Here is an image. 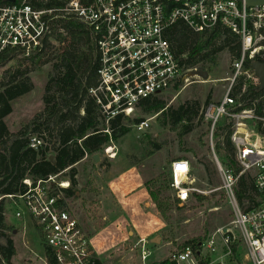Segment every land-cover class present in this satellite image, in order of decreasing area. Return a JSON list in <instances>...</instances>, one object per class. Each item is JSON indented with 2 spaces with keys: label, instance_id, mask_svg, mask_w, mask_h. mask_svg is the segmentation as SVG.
I'll return each instance as SVG.
<instances>
[{
  "label": "built area",
  "instance_id": "built-area-1",
  "mask_svg": "<svg viewBox=\"0 0 264 264\" xmlns=\"http://www.w3.org/2000/svg\"><path fill=\"white\" fill-rule=\"evenodd\" d=\"M63 20L77 21L94 38L100 56V84L91 94L100 105L106 124L118 115L131 117L141 101L158 96L177 83H189L191 78L204 79L198 74L204 69L186 67L172 49L167 31L179 21L196 32L212 31L222 25L240 37L242 54L233 60L227 92L221 101L208 104L204 111L212 135L224 119L232 122L231 140L240 171L234 175L217 155L216 165L223 179L221 188L232 206L233 220L230 226L218 230L227 251L217 255V242L209 238L200 243L198 254L203 264H225L224 257L233 253L232 245L242 242L253 264H264V133L258 126L260 121L264 127V115L255 108H245L246 102L242 99L249 87H260L252 63L264 62V4L248 7L245 0H0V59L9 53L27 59L34 56L44 59L50 46L60 49L65 45L55 39ZM239 85L242 89L235 94ZM134 127L138 132L145 131L149 119ZM43 143V137L31 138L34 149ZM104 151L111 159L117 156L114 142ZM68 172L66 169L36 181L26 177L24 191L1 195L0 200H10L18 219L29 217L58 264H95L97 256L90 233L71 201L81 194L78 191L69 196L66 192L71 188L70 177H63ZM170 173L174 199L185 205L195 192L200 193L193 186L187 159L174 160ZM242 175L254 180L253 201L247 198L241 202L237 197ZM26 229L25 226L27 232ZM138 244L141 259L146 262L152 255L149 241L141 238ZM195 252L191 246L176 249L167 260L176 264L187 260L199 264ZM35 259L40 264H48L45 250L42 255L36 253ZM0 264H13L12 260L5 259L1 247Z\"/></svg>",
  "mask_w": 264,
  "mask_h": 264
},
{
  "label": "rangeland",
  "instance_id": "rangeland-1",
  "mask_svg": "<svg viewBox=\"0 0 264 264\" xmlns=\"http://www.w3.org/2000/svg\"><path fill=\"white\" fill-rule=\"evenodd\" d=\"M50 57L27 61L18 55L0 67V86L8 82L15 71L25 72L28 69L33 87L29 93L12 102L13 112L4 119L13 134L45 108L43 98L55 61H50ZM232 63L228 49H224L213 61L203 64L204 70H209L207 79L191 78L189 83H181L178 88L173 87L158 95L174 109L186 102L201 103L200 113L188 133L182 134L186 122L173 130L166 117L159 116V113L148 114L137 107L131 118L149 119V127L145 131L138 132L135 124L129 123L130 132L114 141L116 158L111 159L102 151L100 162L96 163L88 157L76 166V189L81 195L71 198V201L77 216L92 234L95 225L98 229L100 224L106 223L102 207L112 200V194L118 203V212L109 219L106 228L91 235L93 248L104 264H157L197 237H202L203 241L213 238L217 242V255L227 251L218 230L230 226L233 210L226 191L221 188L223 179L216 165V155L222 162V152L216 150L219 140L212 135L204 111L209 98L210 103H218L226 94ZM155 143L161 146L159 150L155 149ZM180 158L190 162L193 186L207 196V200L199 201L194 195L182 207L174 205L170 167L174 160ZM63 177L68 178L69 174ZM159 187L162 190L158 196L164 205L163 211L158 210L149 193H157ZM91 201L93 206L88 204ZM5 204L6 223L14 227V232L9 230L7 234L17 249L12 258L13 264H40L35 254H43L44 244L37 230L27 215L21 220L15 216L16 208L9 199H5ZM234 231L240 234L238 229ZM157 237L160 240L155 242ZM141 238L149 241L152 251L146 262L141 259L138 244ZM224 259L225 264H253L242 242L236 252ZM192 262L187 260L181 264Z\"/></svg>",
  "mask_w": 264,
  "mask_h": 264
},
{
  "label": "trees",
  "instance_id": "trees-1",
  "mask_svg": "<svg viewBox=\"0 0 264 264\" xmlns=\"http://www.w3.org/2000/svg\"><path fill=\"white\" fill-rule=\"evenodd\" d=\"M60 27L55 34V39L65 45L60 49L50 46L48 50L47 57L52 56L49 60L55 61L52 63V72L43 98L45 108L43 112L36 114L23 129L14 134L9 131L4 119L13 112L12 102L33 89L28 77L29 70L15 71L8 82L0 86V196L14 195L24 191L26 186L23 180L26 177L36 181L66 169H69L67 174L71 179V188L66 192L69 196L76 195L78 192L76 166L88 157L95 162L93 158L95 154L100 155L112 142L118 141L130 132L129 123L137 124L141 121V119L118 115L106 124L105 119L101 117L100 105L91 94V90L96 89L100 84L98 73L100 56L94 38L75 20H63ZM167 36L176 57L188 68L205 69L203 64L213 61L224 49H228L232 60L240 58L242 54L240 37L222 25H217L212 31L196 32L184 22L179 21L168 29ZM14 58L16 55L12 53L5 55L0 59V67ZM24 59L35 61L38 60V56ZM179 86L181 83H177L174 88ZM241 89L242 85H239V90L235 94ZM242 99L246 102L245 108H255L259 114L264 115V88L249 87ZM253 101L255 104L252 103ZM206 104H210V98ZM138 107L148 114L159 113V116L166 117L173 130L186 122L182 130V134H186L191 131L193 122L200 113L201 103L186 102L174 109L168 106L165 99L152 96L141 101ZM258 126L264 133V127L260 121ZM106 129H109L110 133L105 132ZM232 133V122L224 119L215 129L214 137L219 140L216 150L222 152V164L234 175H238L240 168L231 140ZM35 135L44 138L43 145L38 149L31 147V138ZM154 146L157 150L161 148L156 143ZM51 155L55 156V164L49 160ZM161 192V187L157 189L158 194L151 192L159 211L164 209L158 196ZM236 193L241 202L247 198L253 201L255 193L253 178L242 175L239 178ZM194 195L199 201L208 199L200 193H194ZM174 205L182 207L181 201L177 199H174ZM5 211L4 198L0 200V239H4L5 243L0 244V247L5 259L11 262L17 254V249L14 241L7 234L9 230L14 232V227L7 225ZM202 241V237L194 238L180 246V249L193 247L196 250V259L199 264H203L198 254ZM237 246L238 243L232 245L233 252L237 251ZM44 250L48 264H58L55 254L45 244ZM95 264L102 263L96 259ZM157 264L176 263L165 259Z\"/></svg>",
  "mask_w": 264,
  "mask_h": 264
},
{
  "label": "water",
  "instance_id": "water-1",
  "mask_svg": "<svg viewBox=\"0 0 264 264\" xmlns=\"http://www.w3.org/2000/svg\"><path fill=\"white\" fill-rule=\"evenodd\" d=\"M239 2H243L244 0H237ZM246 4L248 7H259L261 5L264 4V0H245ZM252 69L254 70L256 76L259 78L260 81V87L264 88V62H259V61H254L252 63ZM198 74L203 77L204 79H207L209 77V73L208 71L205 70H201L198 71ZM95 162H100V155L99 154H95L93 156ZM49 160L55 164L56 163V159L54 155H51L49 157ZM181 205L183 206V204L181 203ZM160 239L157 237L155 238V242H158Z\"/></svg>",
  "mask_w": 264,
  "mask_h": 264
},
{
  "label": "crops",
  "instance_id": "crops-1",
  "mask_svg": "<svg viewBox=\"0 0 264 264\" xmlns=\"http://www.w3.org/2000/svg\"><path fill=\"white\" fill-rule=\"evenodd\" d=\"M85 159H87V158H85ZM85 159H84V160H85ZM96 163H97V162H96ZM112 165H113V164H112ZM112 168H113V166H112ZM110 191H111V189H110ZM111 193H112V191H111ZM149 193H150V196H151V192H150V191H149ZM111 199H112V200L108 201V203H106L105 206L102 207L103 214H104V219L106 220V223H104V224H100L101 226H99L98 229H97L96 225H95V226L93 225L94 228H95V231H94L93 234H92V231L90 230V228H88V227L83 223V224L86 226L88 232L90 233V236H91V235L93 236L95 233H100L101 231H103V230L106 228V225H107L109 219H111V218L114 216V213H117V212H118V203H117V201L114 199V195H113V194H112ZM151 200H152V199H151ZM102 203H103V202H102ZM88 204L93 206V201L89 202ZM88 211H89V210H88ZM95 213H96L95 211L92 213L93 216H94ZM133 233H134V232H132V234H133ZM95 253H96V252H95ZM96 256H97V254H96ZM97 259H99V260L101 261V263L104 264V262H103L98 256H97Z\"/></svg>",
  "mask_w": 264,
  "mask_h": 264
}]
</instances>
